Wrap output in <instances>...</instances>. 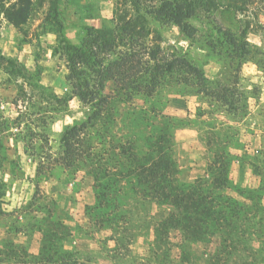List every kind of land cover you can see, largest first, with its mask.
I'll list each match as a JSON object with an SVG mask.
<instances>
[{
  "label": "rangeland",
  "instance_id": "obj_1",
  "mask_svg": "<svg viewBox=\"0 0 264 264\" xmlns=\"http://www.w3.org/2000/svg\"><path fill=\"white\" fill-rule=\"evenodd\" d=\"M130 1L5 4L24 3L29 14L17 27L0 14V255L8 247L23 249L32 261L43 229L52 224L77 264H208L218 253V235L186 245L177 232H170L156 244L154 227L169 208L142 200L128 187L118 199V220L112 226L97 223L91 211L92 177L85 169L60 164L63 131L86 120L92 108L73 95L66 80L59 39L46 32L47 23L53 24L50 15L62 23L63 35L73 44L87 27L111 31L116 46L105 58L114 59L128 46L138 52L154 50L157 59L186 58L207 79L201 92L198 86L180 83L179 74L168 75L153 96L118 94L115 84L107 82L103 94L111 97L115 122L92 132L102 149L111 140H136L142 147L151 130L147 123L163 124L171 135L180 181L183 173L191 183L207 179L215 155H223L230 167L240 161L248 168L236 172L240 180L249 177L248 186L229 175L231 183L256 191L264 200V0H195V15L188 20L195 28L192 38L149 14L161 0H142L137 7ZM129 19L138 26L131 39L122 30ZM176 133L194 141L189 155L180 148L175 156ZM227 193L241 199L234 190ZM183 250L190 254L188 262L180 255Z\"/></svg>",
  "mask_w": 264,
  "mask_h": 264
},
{
  "label": "trees",
  "instance_id": "obj_2",
  "mask_svg": "<svg viewBox=\"0 0 264 264\" xmlns=\"http://www.w3.org/2000/svg\"><path fill=\"white\" fill-rule=\"evenodd\" d=\"M141 1L130 2L137 7ZM7 2L0 0V14L15 27L24 24L28 6L23 3L5 7ZM195 12V0H161L149 14L175 24L192 38L195 28L188 20ZM49 18L53 24L47 23L46 32L54 33L59 39L67 62L66 80L72 84L73 95L92 108L86 120L63 131L60 164L66 169H85L92 177L95 204L91 211L97 215V223L112 226L118 220V199L129 188L142 200L169 208L168 214L154 227L156 244L170 232H177L181 244L186 245L206 242L218 235V253L209 258L208 264L264 263V200L256 191L231 183L227 157L215 155L208 169L209 177L187 184L178 178L171 135L163 124L147 123L151 130L144 137L142 147L136 145V140H111L102 149L100 140L93 139L96 127L115 122L111 97L103 94L107 82L115 84L118 94L133 91L153 96L165 77L177 73L180 83L198 86L202 92L205 90L202 85L207 81L202 73L184 57L157 59L156 51L138 52L132 46L118 52L114 59L105 58L104 54L113 53L116 46L117 37L111 31L87 27L80 42L73 44L63 35L62 23L51 15ZM136 28L131 19L124 22L125 38L131 39ZM122 38L118 39L122 42ZM94 132L99 138L104 137L98 130ZM230 189L241 199L229 195ZM56 226L52 224L43 229L38 253L30 256L32 261L26 260L23 249L8 247L0 255V264H77L63 248V236L58 235ZM180 255L189 261L187 251H181Z\"/></svg>",
  "mask_w": 264,
  "mask_h": 264
},
{
  "label": "crops",
  "instance_id": "obj_3",
  "mask_svg": "<svg viewBox=\"0 0 264 264\" xmlns=\"http://www.w3.org/2000/svg\"><path fill=\"white\" fill-rule=\"evenodd\" d=\"M261 84H262V82H261ZM261 90L263 91V98H264V83H263V86L261 87ZM188 133H191V132H189L188 130H184L183 131V134H186L187 135ZM180 138H183L182 133H176L175 134V156H178L179 155L178 154V150L180 148H184L185 149V154L189 153L191 144H194L193 143L194 141L192 139L189 140V139H185L184 138V140H183V139H180ZM193 147L195 148V146H193ZM196 151L198 152V150L195 149V152ZM187 155H189V154H187ZM245 167H246V165L243 162H240V161H236V162H233L231 164L229 175H230V178L235 183H237L238 185L248 186L249 183H250V181L248 183L249 177H247L246 181H245V179L243 177H242L243 180L242 179L240 180L239 176L236 174L237 171H240V170H248V168L246 169ZM261 176H262V178H264V168H263V174ZM181 181L183 183H191V180L188 179V178H186V176L184 175V173L181 176Z\"/></svg>",
  "mask_w": 264,
  "mask_h": 264
}]
</instances>
